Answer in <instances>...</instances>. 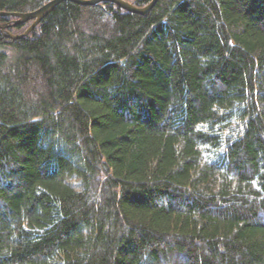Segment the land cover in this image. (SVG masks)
I'll return each instance as SVG.
<instances>
[{"label": "trees", "instance_id": "16d2710c", "mask_svg": "<svg viewBox=\"0 0 264 264\" xmlns=\"http://www.w3.org/2000/svg\"><path fill=\"white\" fill-rule=\"evenodd\" d=\"M16 20L0 264H264V0L65 1L13 40Z\"/></svg>", "mask_w": 264, "mask_h": 264}, {"label": "water", "instance_id": "95a60500", "mask_svg": "<svg viewBox=\"0 0 264 264\" xmlns=\"http://www.w3.org/2000/svg\"><path fill=\"white\" fill-rule=\"evenodd\" d=\"M65 1H72L80 5H100L105 2H112L117 4L119 7L140 15H148L153 7L156 5L158 0H152V2L146 7H136L132 3L127 0H50L45 3L40 8L26 13H8V12H0V16H12L17 17L18 20L15 21L14 24L25 23L28 21H33L32 26L26 30L25 33L20 35L8 34L7 36L13 40L21 39L24 36H28L30 32L46 17L50 14L56 7L62 4ZM9 25H0L1 29H6Z\"/></svg>", "mask_w": 264, "mask_h": 264}, {"label": "bare ground", "instance_id": "6f19581e", "mask_svg": "<svg viewBox=\"0 0 264 264\" xmlns=\"http://www.w3.org/2000/svg\"><path fill=\"white\" fill-rule=\"evenodd\" d=\"M31 26H32V25H31ZM31 26H30V27H31ZM30 27H29V28H30ZM33 30H34V29H33Z\"/></svg>", "mask_w": 264, "mask_h": 264}]
</instances>
